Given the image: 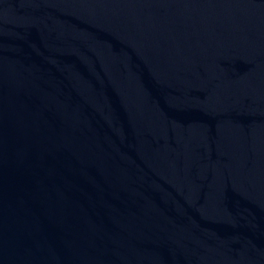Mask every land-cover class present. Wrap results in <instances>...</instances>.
<instances>
[{
    "label": "water",
    "instance_id": "obj_1",
    "mask_svg": "<svg viewBox=\"0 0 264 264\" xmlns=\"http://www.w3.org/2000/svg\"><path fill=\"white\" fill-rule=\"evenodd\" d=\"M0 264H264V0H0Z\"/></svg>",
    "mask_w": 264,
    "mask_h": 264
}]
</instances>
